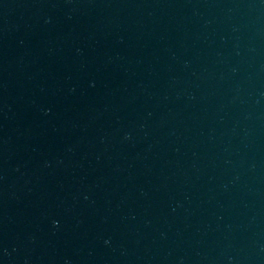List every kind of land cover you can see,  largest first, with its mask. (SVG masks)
Returning <instances> with one entry per match:
<instances>
[{"label":"water","instance_id":"obj_1","mask_svg":"<svg viewBox=\"0 0 264 264\" xmlns=\"http://www.w3.org/2000/svg\"><path fill=\"white\" fill-rule=\"evenodd\" d=\"M0 264H264V0H0Z\"/></svg>","mask_w":264,"mask_h":264}]
</instances>
